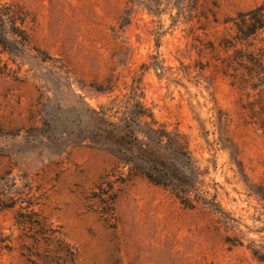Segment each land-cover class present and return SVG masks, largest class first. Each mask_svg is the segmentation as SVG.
Wrapping results in <instances>:
<instances>
[{"label": "rangeland", "instance_id": "374dc122", "mask_svg": "<svg viewBox=\"0 0 264 264\" xmlns=\"http://www.w3.org/2000/svg\"><path fill=\"white\" fill-rule=\"evenodd\" d=\"M6 1L26 14L37 52L0 48V238L9 239L0 264L67 259L53 239L17 226L19 211L34 213L45 235L54 229L75 264H264L252 253H264L254 194L264 133L254 96L223 75L219 45L224 20L262 0ZM114 98L127 107L108 127L98 111ZM135 100L169 133L145 160L167 184L186 189L191 178L189 191L125 161L132 140L116 122ZM134 127L141 138L144 126Z\"/></svg>", "mask_w": 264, "mask_h": 264}, {"label": "trees", "instance_id": "16d2710c", "mask_svg": "<svg viewBox=\"0 0 264 264\" xmlns=\"http://www.w3.org/2000/svg\"><path fill=\"white\" fill-rule=\"evenodd\" d=\"M25 16L26 14L16 5L6 0H0L1 50L15 55L31 49L37 52L36 48L29 46L28 34L21 27ZM224 22H230V26L219 40V45L225 53L221 58L222 73L229 79L231 85L242 87L247 91L248 95L251 93L254 96L253 101L256 107L254 111L258 119V126L264 133V0L246 11L238 12L235 16L225 19ZM211 46L213 48V44ZM97 90L103 92L104 89L98 87ZM134 105H137L136 110L131 111L128 108L126 112L125 110L122 111V116L118 117L116 122L117 127L125 130V135L123 136H128L127 140H132V146L129 145V149L126 151L129 157L125 161L130 163L132 170L143 174L149 181L155 184L171 185L181 190V192L189 191L190 184L195 186V182L191 178L185 183L186 189H180L181 187H179L177 180L175 183L167 184L168 181H166L165 175L160 173L159 168H157L159 165L153 159L145 160L149 155L148 152L158 154L159 149L164 148L165 142L163 138H167L169 133L163 129L154 127L156 122L151 112H146L139 101L135 100ZM126 107L117 98L111 99L108 107H99V121L109 127L113 123L109 120V117L114 116L113 114L118 112V110ZM112 108H115V111H111ZM138 124L144 126L143 133L140 135L141 138L134 133V126ZM170 134L174 136L170 142L173 151L184 155L191 162V166L187 167L189 174L192 171L197 174V168L193 161L190 160L183 143L180 141V137L177 134ZM97 141L106 147L110 146L108 143L109 139L105 137H100ZM142 162L147 164L146 168L141 165ZM254 194L264 204V185H257ZM183 200L189 203L187 199ZM34 215L32 212L22 213L19 211L14 216V222L17 226H22L23 229L26 228L27 231H31L30 234H33L34 237L32 239L35 241L37 240L35 235H42L45 238L53 239L58 244L57 247H54L56 254H62L67 257V259L60 263L47 256L49 261H45V264H75L72 247L60 239V237H56V231L50 227L46 228L48 233L45 235L44 224L40 219L33 217ZM24 217L28 218L24 219ZM8 247L9 239L1 237L0 250L7 249ZM252 253L258 259L264 260V253H259L256 250H252Z\"/></svg>", "mask_w": 264, "mask_h": 264}]
</instances>
